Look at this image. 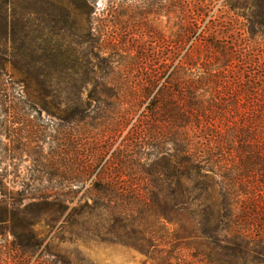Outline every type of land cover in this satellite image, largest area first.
Wrapping results in <instances>:
<instances>
[{
	"label": "trees",
	"instance_id": "16d2710c",
	"mask_svg": "<svg viewBox=\"0 0 264 264\" xmlns=\"http://www.w3.org/2000/svg\"><path fill=\"white\" fill-rule=\"evenodd\" d=\"M166 2L179 11L174 44L181 51L193 43L161 72L147 66L138 77L96 76L98 64L79 54L90 32L82 33L91 24L89 0H0V42L22 49L27 69L45 65L50 86L63 85L68 124L97 131V148L67 170L69 186L91 179L88 200L71 216L88 215L83 225L137 252L143 264H264V0L231 4L245 21L243 46L233 36L218 37L225 25L217 20L213 32L197 34L206 15L202 2L190 10L188 0ZM31 54L37 55L30 61ZM145 101L135 137L127 135L129 144L104 160L110 145L105 150L101 143L119 135ZM71 192H8L0 180V225L11 222L17 264L44 241L33 226L46 214L59 216ZM19 199L33 201L9 212L4 204Z\"/></svg>",
	"mask_w": 264,
	"mask_h": 264
},
{
	"label": "rangeland",
	"instance_id": "374dc122",
	"mask_svg": "<svg viewBox=\"0 0 264 264\" xmlns=\"http://www.w3.org/2000/svg\"><path fill=\"white\" fill-rule=\"evenodd\" d=\"M89 1L93 9L91 24L85 25L82 33L90 32L88 37H81L85 43L79 47V54L82 60L89 59L98 64L93 70L96 76L113 74L117 80L124 76L138 77L148 71L147 66L161 72L160 66L165 62L172 63L174 67L182 60L193 43V39H190L181 51L174 44L180 21L179 11L175 7L167 9L166 0ZM189 1L188 10L200 2L205 5L202 10L206 15L197 34L201 36V31H205L206 27H210L208 33L213 32L216 23L212 21L217 20L225 25L222 31L216 32L218 37L233 36L243 46L245 21L231 10L232 3L242 0ZM17 31L18 34L21 32L18 28ZM24 43L28 45L30 41L25 40ZM12 46L0 42V180L3 189L8 192L22 191L23 194L35 189L64 193L69 187L73 189L67 197H73L72 201H65L68 207L59 216L46 214L33 226L44 241L28 259L27 255H23L27 259L25 264H53L54 261L55 264H63L61 260H70L72 264H143L144 258L137 252L103 241L94 232L93 224L83 225L81 221L88 215L71 216L75 205L88 200L90 195L87 189L91 179L85 184L69 186L67 170L75 168L72 161L76 162L80 157L89 155L92 148H97L99 136L95 135L96 130L80 124H68L63 119V85H49L45 65L38 64L35 69H27L24 66L25 53L22 49H12ZM5 50L16 56L5 54ZM36 55L31 54L27 59L31 61ZM133 59H137L140 65L128 69V63ZM241 73L246 75V70L243 69ZM51 92L56 94L54 99L50 96ZM146 104L147 101L141 104L133 117L127 118V125L119 135L101 143L105 150L110 145L104 160L110 158L116 148L129 144L127 135L130 139L135 137L131 133L142 120L141 114ZM150 158L153 159V156ZM131 183L133 181L130 179L129 185ZM19 200L15 204L9 201L4 205L9 212L18 211L24 210L33 201ZM19 255L13 242L11 222L1 224L0 264H17ZM184 258L189 260L190 256L185 255ZM172 262L175 263V260Z\"/></svg>",
	"mask_w": 264,
	"mask_h": 264
}]
</instances>
